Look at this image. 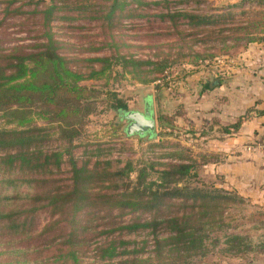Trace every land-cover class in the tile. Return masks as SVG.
I'll return each instance as SVG.
<instances>
[{
    "label": "trees",
    "instance_id": "trees-1",
    "mask_svg": "<svg viewBox=\"0 0 264 264\" xmlns=\"http://www.w3.org/2000/svg\"><path fill=\"white\" fill-rule=\"evenodd\" d=\"M251 1L264 4L239 0L238 6ZM184 2L0 0V30L17 19L40 27L33 45L0 49V264H184L205 256L212 231L228 226L223 205L247 200L226 189L193 186L192 158L169 154L161 169H136L132 162L121 166L103 158L105 148L87 149L88 143L82 145L87 158L75 156L102 88L126 74L138 83L156 82L172 64L168 57L130 53L136 44L127 39L126 20L159 19L181 40L191 35L186 28L203 33L217 23L212 15L176 7ZM157 6L165 9L149 13ZM90 29L99 30L98 38L87 40ZM226 31L237 35L221 40L224 50L229 41L264 43V15L218 35ZM188 52L195 64L206 60L191 47ZM222 84L209 79L200 93ZM111 95L110 107L123 115L127 105ZM258 104L249 110L262 116ZM246 119L242 115L225 131ZM42 215L46 222L37 229ZM250 240L248 234L231 235L228 251L238 258L251 250ZM24 247L35 250L34 263Z\"/></svg>",
    "mask_w": 264,
    "mask_h": 264
},
{
    "label": "rangeland",
    "instance_id": "rangeland-1",
    "mask_svg": "<svg viewBox=\"0 0 264 264\" xmlns=\"http://www.w3.org/2000/svg\"><path fill=\"white\" fill-rule=\"evenodd\" d=\"M184 1L188 3L184 2L176 7L212 15L218 19L217 23L209 26L207 31H201L203 33H198L200 28H186L183 30L184 34L191 35L181 40L180 36L174 33V29H168L166 23L159 19L150 18L153 20L152 23L148 22V19L126 20L125 23L130 27L126 31L127 39L136 44L130 48V53L143 58L168 57L172 64L167 71L157 75L156 82L138 83L131 74H126L102 88L97 111L90 117L85 135L77 143L79 146L75 150V156L79 160L86 159L82 145L88 143L87 149L91 147L95 149L97 145L105 148L103 158L111 159L115 163L119 161L121 166L132 162L136 169L144 165H154V170L161 169L160 163L168 161L169 154H175L177 159L183 157L195 159V177L191 179L193 186L226 189L247 200L223 205L226 207L223 220L228 226L212 231L210 239L205 243L207 250L205 256L197 255L186 260L184 264H264V202H253L257 201L258 197L262 200L261 195L257 193L254 197L252 193L248 197L246 194H240L233 171L237 165L235 148L229 150L233 152L232 155H225L222 151L226 140L234 139L237 132L235 128H231L230 133L225 131V127H231L241 117L238 116L241 110L237 102L242 100L245 103L249 100L251 103L253 98L249 99V94L253 92V88H260L256 83L258 77L254 76L264 75V49H257V45L264 46V43L229 41L228 44H232L231 48L224 50L221 40L224 37L233 38L237 34L226 31L218 35L220 29H231L241 23L259 19L261 14L264 15V4L234 6L221 0ZM162 9L165 8L157 6L149 10V13H156ZM244 11L247 12L246 15L242 14ZM20 21L13 20L6 28L0 30V49H9L17 44L31 46L36 42V37L40 35V27L36 21L28 20L24 23ZM132 25L135 27H131ZM98 31L87 30V33L92 35L90 37L88 33L87 40L98 38L95 35ZM72 32V29H67V33ZM200 37L206 43L198 42ZM138 44L141 48H138ZM89 47L87 45L85 49ZM190 47L201 52L206 60L195 64V55L188 52ZM211 54H215V57L207 58ZM68 55H72V52L69 51ZM209 79H221L223 84L212 91L200 93ZM83 84L88 86L94 84L97 87L101 82L86 81ZM242 89L243 95L240 94L239 98L236 91ZM108 91L115 93L116 99L127 105V111H144L146 103L150 102L156 120L155 137L148 139L126 136L124 131L127 120L122 116L123 111L110 107L112 95ZM257 101L261 102L257 107L264 108V100ZM251 107L242 109V115L247 116L245 121L261 117L255 109L249 110ZM247 142L243 144L244 153L247 155L255 151L264 152V134L254 136V139H248ZM224 166L228 167V174ZM136 174L133 172L132 177L135 178ZM45 219L43 215L40 216L37 229L45 224ZM236 234L241 236L248 234L251 238V250L239 253L238 262L234 254L228 251L230 246L227 243L229 237ZM7 238L3 237L4 240ZM24 248L25 257L34 263L35 250Z\"/></svg>",
    "mask_w": 264,
    "mask_h": 264
},
{
    "label": "crops",
    "instance_id": "crops-1",
    "mask_svg": "<svg viewBox=\"0 0 264 264\" xmlns=\"http://www.w3.org/2000/svg\"><path fill=\"white\" fill-rule=\"evenodd\" d=\"M221 2L238 6L239 0H221ZM245 4L248 6L258 5L256 1H251V3L247 2ZM259 48H262L263 50L264 46L257 45L258 50ZM254 77L259 78H257L256 83L260 86V88H253V92L249 94V99L253 98L251 103L249 100L245 103L242 100L237 102V105L240 104L239 109L241 110V112L238 113V116H242L243 108L251 107L257 100H264V75L257 74ZM236 92V95H239L237 96L239 98L241 97L240 94L243 95V89L241 91L237 90ZM236 131L234 139L226 140L225 144L222 146V151L225 152V155H232L233 152L229 150L232 149V147L235 148V159L237 165L233 171H235L236 187L240 189V194H246L247 197L250 196L249 194L251 193L252 197H254L255 193L261 195L262 200L258 197V200H254L253 202L262 203L264 202V152L255 151L251 155H247V153H244L243 144L248 143V139H254V136L258 137L259 135L264 134V115L260 118L254 117L253 120L251 118L250 121L247 120L243 122L241 126L236 129ZM225 159L227 160V157ZM223 168H225V172L228 174V167L224 166ZM236 262H238V258H236Z\"/></svg>",
    "mask_w": 264,
    "mask_h": 264
},
{
    "label": "water",
    "instance_id": "water-1",
    "mask_svg": "<svg viewBox=\"0 0 264 264\" xmlns=\"http://www.w3.org/2000/svg\"><path fill=\"white\" fill-rule=\"evenodd\" d=\"M128 124L125 130L126 136H137L152 139L156 135V120L150 102L146 103L144 111L128 110L123 114Z\"/></svg>",
    "mask_w": 264,
    "mask_h": 264
},
{
    "label": "flooded vegetation",
    "instance_id": "flooded-vegetation-1",
    "mask_svg": "<svg viewBox=\"0 0 264 264\" xmlns=\"http://www.w3.org/2000/svg\"><path fill=\"white\" fill-rule=\"evenodd\" d=\"M123 116V115H122ZM127 124H128V122H127ZM126 127H127V125H126ZM126 127H125V130H126ZM125 132V131H124Z\"/></svg>",
    "mask_w": 264,
    "mask_h": 264
}]
</instances>
